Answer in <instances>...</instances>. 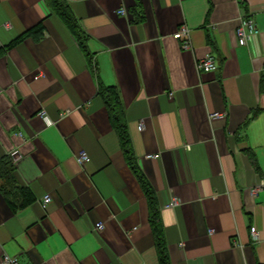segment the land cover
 <instances>
[{
    "label": "crops",
    "instance_id": "crops-1",
    "mask_svg": "<svg viewBox=\"0 0 264 264\" xmlns=\"http://www.w3.org/2000/svg\"><path fill=\"white\" fill-rule=\"evenodd\" d=\"M66 1L80 43L46 0H0V259L161 264L148 185L170 264H264V0Z\"/></svg>",
    "mask_w": 264,
    "mask_h": 264
},
{
    "label": "trees",
    "instance_id": "trees-1",
    "mask_svg": "<svg viewBox=\"0 0 264 264\" xmlns=\"http://www.w3.org/2000/svg\"><path fill=\"white\" fill-rule=\"evenodd\" d=\"M46 2L55 10L66 22L69 28L76 33L77 39L80 43L82 38V33L80 32L78 26L75 25V18L72 13V10L66 0H46ZM82 43V42H81ZM98 94L104 99L109 113L110 119L114 129L117 131L120 146L124 152V155L127 159L128 164L131 168L134 169V172L139 173L135 157L132 154V149L130 145V139L126 129V124L122 118V104L120 102L118 93L114 86H101L99 87ZM146 196L150 205V224L152 230L156 236V246L161 264H170L165 243L162 237V226L160 223V217L158 209L156 208L155 198L150 186L145 185Z\"/></svg>",
    "mask_w": 264,
    "mask_h": 264
},
{
    "label": "built area",
    "instance_id": "built-area-1",
    "mask_svg": "<svg viewBox=\"0 0 264 264\" xmlns=\"http://www.w3.org/2000/svg\"><path fill=\"white\" fill-rule=\"evenodd\" d=\"M121 15H128V12L125 7L120 8L117 11ZM257 28L253 17L249 14L243 13L240 17V22L238 27L236 28V38L238 44L242 45L245 44L249 35L256 33ZM173 37L180 41L181 47L183 49H189L191 47V39H190V30L185 27L181 26L178 30L173 33ZM216 68V61L211 53H206L203 57L199 58L196 61V69L198 71H212ZM218 117L221 116L219 113H212L211 117ZM142 126L140 125L139 128ZM157 154H147L146 157H155ZM77 162L83 166L89 160V156L86 151H80L76 156ZM254 191H256L254 189ZM51 201V196L46 193L42 196L40 203L43 208L47 206V204ZM177 200L173 199L170 204L176 203ZM96 227H102L101 223H96ZM251 234L254 238H257V233L254 228L251 229ZM0 264H18V260L16 257H12L9 255H3L0 259Z\"/></svg>",
    "mask_w": 264,
    "mask_h": 264
}]
</instances>
